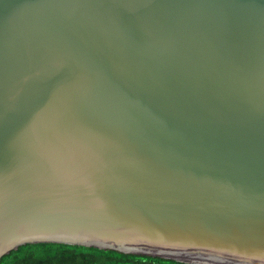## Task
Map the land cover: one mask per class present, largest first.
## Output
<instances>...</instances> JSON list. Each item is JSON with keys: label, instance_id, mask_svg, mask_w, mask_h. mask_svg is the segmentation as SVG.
<instances>
[{"label": "water", "instance_id": "95a60500", "mask_svg": "<svg viewBox=\"0 0 264 264\" xmlns=\"http://www.w3.org/2000/svg\"><path fill=\"white\" fill-rule=\"evenodd\" d=\"M28 242L264 264V0H0V258Z\"/></svg>", "mask_w": 264, "mask_h": 264}, {"label": "trees", "instance_id": "16d2710c", "mask_svg": "<svg viewBox=\"0 0 264 264\" xmlns=\"http://www.w3.org/2000/svg\"><path fill=\"white\" fill-rule=\"evenodd\" d=\"M0 264H193L145 254L57 242H28L0 258Z\"/></svg>", "mask_w": 264, "mask_h": 264}]
</instances>
